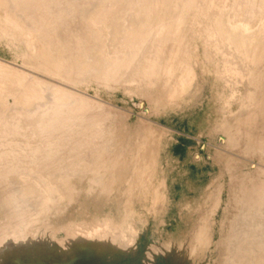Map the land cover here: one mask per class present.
I'll list each match as a JSON object with an SVG mask.
<instances>
[{"label": "bare ground", "instance_id": "obj_1", "mask_svg": "<svg viewBox=\"0 0 264 264\" xmlns=\"http://www.w3.org/2000/svg\"><path fill=\"white\" fill-rule=\"evenodd\" d=\"M91 1L0 0V32L2 30L0 38H8L16 45L20 44L25 51L23 61L28 65L33 61L35 64L33 68L51 74L53 76L51 80L55 82L51 84L53 81L49 83L46 78L45 80L48 82L44 78L42 80L39 73L38 76L31 77L28 71L22 68L23 66L17 68L11 66L13 64L6 63V65L0 60V167L10 169L9 177L12 176L17 181L11 179L7 180L5 184L10 186L15 184L13 188L17 185V195L15 197L10 195L9 201L11 205L16 201L21 204L16 205L18 206L17 210L20 211L16 227L17 230L22 225L25 228L22 229L24 230L21 233L22 237L15 233L16 230L14 233L11 232L8 227L2 231L4 236L0 241V264L38 263L34 256L31 258L22 255L31 245V242L27 243L25 240L28 237L27 226L35 222L39 213L35 216H31L28 212L22 213L23 210H29L27 202L30 201L29 204L35 202L36 204L33 203L31 206L37 207H40L41 202L42 205L45 202L51 203L50 201L54 200L55 195L47 194V192L51 188L54 190L60 187L58 186L60 183L61 187L66 186L69 179L74 177V174L76 175L78 168V174L90 170L91 165L88 166L86 162L91 156L87 155L85 158V154L96 155L101 146L106 143V128L112 121L113 107L85 99L81 93L80 95L73 94L68 89L71 87H68V83L84 81V79H92L98 84L114 87H119L124 83L132 93L136 92L138 88L141 89V93L148 97L150 103L159 102L165 98L169 102L166 103L167 107L176 105L179 102L178 97L192 95L190 89L191 86H194L197 77L194 61L198 62L199 56L196 54L195 46V50H190L191 45L190 49L187 48L189 40L192 37L193 41L196 40L194 38L199 40L201 36H204L208 43L204 44L202 62L212 65V71L216 77L214 82L217 80L220 83L216 86L214 93L216 103H222L224 109H228V106L231 105L230 101L236 100V98L238 99L237 103H243L241 110L235 109L238 114L230 113L233 119L237 117L235 121L237 128L234 132H227L228 144L236 146L240 141L245 142L250 154L255 152L264 163V22H261L260 32L256 31L258 34L253 32L252 28L259 24L253 18L261 19V15L264 14V4L261 5L264 0H229L231 1L230 5L226 2L227 0H99L97 3L94 1L95 4H91ZM246 8L263 11L255 16H251L250 12V17L246 18L244 23H239V21L236 23L235 14ZM226 10H229V19L227 20L225 19ZM188 18H194V26L185 30L186 24L191 25L186 22ZM237 19L239 20V18ZM262 21H264V16ZM251 33L254 34L252 38H250ZM243 40L245 41L243 42ZM20 56L22 58V55ZM125 75H128L126 79ZM86 84H88L87 81ZM157 86L160 87L155 89L154 87ZM78 92L80 91L78 90ZM9 98L12 99L11 102H9ZM255 99H258V103L249 112L248 105L254 103ZM244 112V121H239V116H244ZM229 125L226 128H229ZM111 128L113 127L108 129L111 130ZM144 131H139L136 134L141 142L145 141L146 137L152 138L154 133L153 129ZM131 133L130 135H132ZM251 142L255 143L253 149V146L249 145ZM145 144L142 143L141 146ZM120 148L118 150L121 152V144ZM148 148L143 152L140 149V155L143 154L144 157L145 152L149 153V160H154L156 148L152 147L147 151ZM60 149L63 150L60 151ZM111 149L113 148L111 147ZM223 150L221 153L223 155L233 156L235 154L230 150L228 152ZM62 152L65 154L63 158L61 156L64 164L61 169L58 168L63 169V172L60 171L62 174L58 172L60 173L59 178H57L58 174L54 175L55 178L49 177L52 178L49 182L43 175L49 169L53 171V167L46 168L43 172L44 166H47L44 163L49 160L51 165L58 157V161L61 160ZM81 152L84 153V156L81 155L82 158H78L81 160L79 162L75 158L80 156ZM108 153L110 154V152ZM118 153L116 151L117 155ZM124 157L126 158L124 155L121 156V158ZM93 160H99V156ZM138 160L141 162L143 158L138 157ZM58 161H55L56 164L60 163ZM261 163L259 164L260 168L256 169L254 173H245L244 181H240L238 186L240 191L236 189L233 191L234 194L241 195L242 198L240 197L241 199L238 200L242 203L241 207L243 206L240 208L243 211L234 224L232 241L229 243L231 244V246L229 245L231 249H229L235 255L250 251H257L258 254L264 255V164ZM155 164V161L142 163L135 169L136 178L149 177L153 169L157 168ZM243 164L246 165L244 162ZM21 165L25 171L30 170L32 175L29 172L31 176L26 174L27 176H21L22 178L15 177L16 172L17 174L23 172V170L18 171ZM1 168L0 179L6 173L8 174L7 170ZM47 172L46 176H48ZM49 173L52 172L49 170ZM238 174L233 172L230 177H237ZM148 177L144 178L147 180ZM160 181L159 177L155 183L144 182L145 187L150 188L153 200L154 196L159 197L164 193L165 188L160 184ZM5 184L4 187L2 186L3 188L6 187ZM67 187L70 186L67 185ZM92 187L93 184H91ZM74 188L76 187L74 186ZM150 201L152 200L150 199ZM147 207L149 210L150 206ZM209 209L207 208L208 211ZM49 210L51 211V209ZM40 211L42 212V210ZM43 211L45 213V209ZM46 212L48 211L46 210ZM28 214V218L24 217ZM10 219L12 218L10 217ZM112 219L113 221L110 218H104L100 222L98 230L104 229L103 234L98 237L95 234L94 237L92 236L94 239L88 238L89 234L87 233V237L73 238L69 243H63L64 247H61L63 249L61 251L56 252L52 248L53 255L56 254L55 257L51 258L48 254L42 258L43 264H93L96 257L116 250L118 246H120L118 249H121L120 241L128 240L121 234L122 230L126 229L127 234L130 231L133 234L134 231L132 232L133 229L123 224L125 222L122 221V218L114 216ZM39 220L41 219L39 218ZM115 221H122L121 224H118L120 226L118 234L119 231H115V223H112ZM41 224L39 223V226L42 227ZM129 227L131 226L129 225ZM197 228L200 236H203L200 243L202 247L207 238L206 235L204 237L203 232L207 234L208 230H204L205 227L201 223ZM189 231L192 232V226ZM196 250L193 247L190 253H195ZM263 255L258 259L255 258L256 264H260V262L262 264ZM238 260L235 261L236 264H238ZM249 262L251 263V261Z\"/></svg>", "mask_w": 264, "mask_h": 264}, {"label": "rangeland", "instance_id": "obj_2", "mask_svg": "<svg viewBox=\"0 0 264 264\" xmlns=\"http://www.w3.org/2000/svg\"><path fill=\"white\" fill-rule=\"evenodd\" d=\"M68 1L73 0H67V2ZM94 1L97 3L99 0H92L90 3L93 4ZM226 2L230 5L231 1L227 0ZM261 3V5H263L264 1ZM245 10L235 14L236 17H234V20L236 23L238 21L239 23H244L243 21L250 17L251 13V16H255L263 11H255V9L252 8H246ZM228 13L229 10H226V20L229 19ZM261 16L263 20L264 14ZM237 18H239V20ZM188 19L186 22L188 24L191 23V25L189 26L186 24L187 28L184 27L185 30L194 26V18ZM253 19L259 23L256 27H252L253 32L258 34L261 29V24L264 21L258 18ZM0 33H2V30ZM253 35L254 34L251 33L250 38H252ZM194 39L196 40L193 41V37L192 39L190 38L187 48L191 45V49L190 47L188 49H196V54L199 56L197 58L198 62L197 60L194 61L196 66L193 63L197 71L196 81L194 86H191L192 88L190 89L192 95L178 97L177 100H179V102L176 105L174 104L173 106L167 107L166 103L169 102H167L165 98H162L159 102L150 103L148 97L141 93V89L139 90L138 88L136 92L132 93L127 84L124 83L119 87L98 84L92 79H90L91 81L84 79V81L78 80L74 83H68V87L73 86V89L71 87L68 88L73 94L76 93L80 95L81 93V95L85 96V99L97 101L103 105L113 107L112 115L114 117L111 116L112 123L110 122L109 126L106 128V143L101 146V149L98 150L96 155L90 153L85 154V158H87V155L91 156L88 157L89 159H87L86 162L88 166L91 165L90 170L86 173L78 174L79 168L77 167L78 170L76 175L78 176L76 177L74 174V177L69 179V183H67L66 186L64 185L65 187H61L62 184L60 183L61 185H58L60 187L54 189L55 192L51 188L47 192V194L52 193L55 195L54 200L50 201L51 203L45 202L42 205L41 202L40 207H37L34 205L31 206L33 203L36 204L35 202H31L30 204L28 203L30 201L27 202L29 210H23V212L21 211L22 213L26 214L28 212L31 216H35L38 212L39 213L36 216V223L33 222L27 226L28 229H26V232L29 238L27 237L25 240H27V243L31 242V245L28 246L29 248L25 250L22 255L31 258L34 256L35 261L38 262L37 264H43L44 260H42V258L48 256V254H50L49 256L51 258H54L56 255H53L54 251L58 252L63 250L61 248L64 247L63 243H69L73 238L87 237L88 234V238H93L95 234L97 237L103 234L104 229H102V231L98 230L100 222L103 221L104 218H110L113 221L112 217L118 216L125 222L123 224L133 229L132 232L134 231V233L132 234L130 231L127 234L126 229L122 230L123 232L121 231V234L127 237L128 240L124 239L120 241L122 243L121 249H118V247H120L118 246L116 250H111L100 257H96L95 260H93L95 262H93V264H236L235 261L237 259H239L238 264H256L255 260L263 254H258L257 251H253L254 253L250 251L245 254L240 252L238 255H235L231 252V244L229 243L232 241L234 224L243 211V209H240L243 208V206L241 207L242 203L239 201L242 197L240 194H234L233 191L234 189L240 191L238 186L239 183H241L240 181H244L245 173H254L256 169L260 168L259 164L262 160L258 158L259 155H256L255 152L250 154L245 142L243 143L240 141L239 145L236 146L231 144L230 146L228 144L229 136L227 132H234L237 128V123L235 122L237 117L233 119L230 113L238 114L235 109L241 110L243 103H237L236 101L238 99L236 98V100L230 101L231 105L228 106V109L222 108V103H216L214 93L216 92V86L220 85V83H218L217 80L214 82L216 77L212 71V65L202 62L204 44H206L208 40L204 36H201L199 40L198 38ZM10 41L11 40L8 38H0V60L4 64H13L11 66L17 68L23 66L22 68L28 71L29 76L36 77L39 73L41 79L44 78L45 80L46 78L49 80V83L51 81H53L51 84L55 83L54 80H51V77H53L51 74L49 75L33 68V65H35L33 61L29 65L25 63L23 61V56L25 54L24 48L20 44L16 45L15 42ZM244 41L245 40H243V42ZM194 46L196 47L195 49ZM20 55H22V58ZM124 77L126 79L128 75ZM85 80L88 84H86ZM159 87L160 86L154 88L158 89ZM78 90L80 92H78ZM11 101L12 99L9 98V102ZM257 101L258 99H255L254 103L248 105L250 108V110H248L249 112L256 107ZM242 110L244 111V108ZM259 113L262 114L261 112ZM243 115L244 116H239V121H244L245 112ZM117 119H119V121H117ZM228 124H230L229 128H226ZM110 127L113 128L109 130ZM127 128L130 130H126ZM145 129L147 131L153 129L154 133L152 138L146 137L145 141L141 142L136 134ZM127 133V137L129 136L128 139L126 137ZM130 133L132 135H130ZM142 143L146 144L141 146ZM120 144L122 147L121 152ZM254 144L252 142L249 143L250 146H253L252 149L254 148ZM110 145L113 149H111ZM152 147L156 148L154 151V160H149V153L145 152L144 157L143 154L140 155V149H142L143 152L144 149L148 148V151ZM119 148L120 150H118ZM61 150L63 149H60V151ZM222 150L224 152L230 150V152L232 151L235 154L233 156H229V154L223 155L221 154L223 153ZM106 151L110 152V154H107ZM116 151L120 154L118 153L117 155ZM121 154L126 156V158H121ZM64 155L63 152L60 154L61 160H59L60 163L58 164H56L55 161H58L59 157L55 159L54 165H52L54 162L50 165L49 160L44 163L47 166H44L43 172H45L46 168L49 169L53 167V171L49 169L50 172H52L51 174L49 170H47L48 176H46V172L43 175L49 182L52 179L49 177L53 176V178H55V174H58L57 178L60 177V171L63 170L60 169L64 164L62 163ZM81 155L84 156V153L81 152L80 156H77L75 159L78 160ZM97 155L99 156V160L101 159V162L99 160L92 161V159L98 158ZM138 157L143 158V160L140 162ZM78 161L81 162L80 159ZM149 161H155L157 168L153 169L149 177L144 176L145 178L148 177L147 180L144 177L136 178L135 169L142 163L145 164V162ZM243 162L246 164L245 166ZM58 167H60V169ZM3 168L5 170L8 169L5 167L1 169ZM19 169L18 171L23 170V172L18 174L16 172L14 174L15 177L18 178L30 175V170L27 169L25 171L22 165ZM7 171L8 174L6 173L5 176L0 179V190L2 193H0V241L4 236L2 231L7 227L13 233L16 230L15 233H17V235H21V233L24 232L22 229H25L24 225H22L23 228L20 226L19 229L21 231L19 232V229L17 230L16 227V223L20 217V215H18L20 211L17 210L18 206L16 205L21 204L18 203V201L14 202L12 205L10 204L9 197L10 195L11 197H15L18 188H16L17 185L13 188L15 184L11 185L12 188L10 185L5 184L7 180L12 179L16 181L12 176L9 177L10 169ZM232 171L239 173L237 177H230L231 174H233ZM159 177L161 180L160 184L165 188L164 193L162 192L163 194L159 197L154 196L153 200L152 193H150L151 190L147 188V186L145 187L144 182L155 183V181H158ZM33 178H35V176ZM46 182L45 184H48ZM3 183L6 189L3 188ZM105 183H108V185H105ZM91 184H93L92 188ZM67 185L70 187L68 188ZM74 186L76 188H74ZM8 187H10V190ZM163 187L161 186V189ZM109 189L110 191H108ZM150 199L152 201H150ZM219 199L220 201L218 202ZM217 202L218 204H216ZM147 206H150L149 210ZM44 209L45 213L43 211ZM49 209H51V211ZM40 210H42V212ZM46 210L48 212H46ZM155 210L157 211L154 214ZM29 214L24 217L28 218ZM9 216L12 219H10ZM39 218L41 220H39ZM122 221L112 222L113 224L115 223V231H119H116L117 234L120 233V226H118V224H121ZM128 221L130 222L128 223ZM39 223H42V227L39 226ZM200 223L205 227L204 230H208L206 232L207 234L203 232L204 237L206 235L207 238L202 247L200 243L203 240V236H200V232L198 231L200 226L197 228ZM128 224L131 227H129ZM132 226L135 227L132 228ZM191 226L192 232L189 231ZM186 233L187 235L185 236ZM195 236L197 237L194 238ZM192 246L194 249H197L195 253H190L193 248ZM52 248L54 250L53 252ZM249 261H251V263ZM24 264H28V262ZM262 264H264V261Z\"/></svg>", "mask_w": 264, "mask_h": 264}]
</instances>
